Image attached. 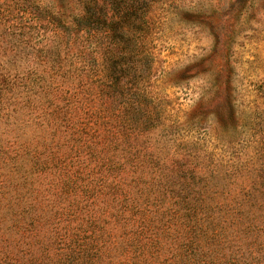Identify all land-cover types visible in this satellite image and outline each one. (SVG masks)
Segmentation results:
<instances>
[{
	"label": "trees",
	"instance_id": "obj_1",
	"mask_svg": "<svg viewBox=\"0 0 264 264\" xmlns=\"http://www.w3.org/2000/svg\"><path fill=\"white\" fill-rule=\"evenodd\" d=\"M9 1L69 33V65L52 57L26 95L48 93L50 82L57 89L69 73L68 138L59 146L69 142L60 174L71 218L67 240L36 234L0 251V264H264V168L220 186L216 167L167 170L149 153L166 122L164 100L150 93L156 57L145 44L150 7L162 0H66L70 12L46 14L41 0Z\"/></svg>",
	"mask_w": 264,
	"mask_h": 264
},
{
	"label": "rangeland",
	"instance_id": "obj_2",
	"mask_svg": "<svg viewBox=\"0 0 264 264\" xmlns=\"http://www.w3.org/2000/svg\"><path fill=\"white\" fill-rule=\"evenodd\" d=\"M7 1L0 0V251L33 243L36 234L67 240L71 218L60 174L69 142L59 146L68 138L69 73L57 89L50 82L48 93L26 95L52 57L69 65V33L60 37L37 11ZM49 1L41 0L42 14L70 12L66 0ZM150 8L149 87L164 100L166 122L149 153L167 170L216 167L224 178L213 181L234 186L264 168V0H162Z\"/></svg>",
	"mask_w": 264,
	"mask_h": 264
}]
</instances>
